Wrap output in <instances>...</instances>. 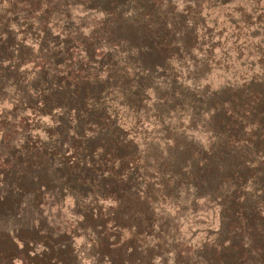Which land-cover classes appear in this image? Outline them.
<instances>
[{"label": "trees", "instance_id": "obj_1", "mask_svg": "<svg viewBox=\"0 0 264 264\" xmlns=\"http://www.w3.org/2000/svg\"><path fill=\"white\" fill-rule=\"evenodd\" d=\"M97 2L107 18H121L119 0ZM200 2L198 10L176 12L136 0L130 24L103 57L66 46L70 36L49 25L53 0H0V91L28 86L12 100L24 139L18 146L14 138L5 142L26 162L21 188L38 196L53 184V152H61L73 177L65 180L69 187L84 179L78 172L86 165L83 183L94 193L86 206L102 229L99 250L115 264H125L127 255L137 261L143 252L136 246L149 247L147 232L166 225L159 216L166 205L178 209L175 228L186 210L219 209L220 230L208 231L200 246L205 264H264V42L256 38L264 29V0ZM249 45L258 55L255 66L220 88L202 83L215 68L235 69ZM188 54L201 56L199 64L189 60L192 69L181 63ZM159 66L167 77L163 90L149 83ZM96 131L105 138L93 155L75 153L76 141ZM198 135L203 142L195 141ZM189 184L198 191L194 198ZM13 203L6 199L0 207ZM57 253L50 245L42 256L50 262Z\"/></svg>", "mask_w": 264, "mask_h": 264}, {"label": "rangeland", "instance_id": "obj_2", "mask_svg": "<svg viewBox=\"0 0 264 264\" xmlns=\"http://www.w3.org/2000/svg\"><path fill=\"white\" fill-rule=\"evenodd\" d=\"M97 1L53 0L52 4L55 7L52 9V22L49 25L53 26L56 34L62 32L63 36H70L71 39L66 41V46L69 49L73 48L76 53L91 50L97 55L107 57L110 49L114 47L112 44L115 38L121 30L125 29L124 27L128 22L130 24L131 20L129 21L128 15H132L136 0H119L120 12L118 14L121 18L119 16L118 18L114 16L107 18L104 9ZM149 1L162 10L176 12H181L185 8L198 10L201 4L200 0ZM251 8L248 3L247 10L250 11ZM252 11L253 9L251 13H253ZM216 16L217 13H211L209 18ZM222 20L223 16H219V21ZM121 23L122 25H119ZM112 30L113 34L110 33ZM256 38L264 42V29L259 31ZM252 42L251 44H253ZM141 51L144 53L146 50L143 48ZM195 55L188 54L181 63L186 68L192 69L194 62H189V60H198L199 64L201 59V56L195 58ZM257 57L256 50L252 48V45H249L245 50L244 61H238L235 69L225 71L215 68L205 80H202V83L206 86L209 85L211 89L227 85L237 80L243 71L255 66ZM158 68L159 70L152 74L149 83L154 88L163 90L167 77L161 72L162 68L160 66ZM189 84L191 87H195L190 80H188ZM204 88L201 87V89ZM15 90L26 94L28 86L26 83L15 84L13 87H7L0 91V130L6 118L8 119L7 123H9L8 127L2 131L4 142L0 143V202L6 199L14 202L11 208L0 207V264H115L108 255L101 254L98 236L102 233V229L92 221L96 216L90 214L94 212L86 206L90 200L88 199L89 194L93 193L90 191V185L87 183L84 186L83 183L90 176V170L87 169L86 165L78 172L83 173L84 179L77 184L71 183L69 187L65 180L73 182V177L70 176L71 174L60 159L61 152H53L54 163L49 168L51 169L50 175L56 177L53 184L42 187L38 196L33 192L25 193L22 190L18 176L24 171L26 162L18 159L16 153L9 151L7 144H5L6 141L10 139L12 141L14 138L15 146H18V140L24 139L21 125L16 124L15 115L12 111ZM190 90L192 91L191 88ZM195 90L197 91V88ZM8 115L11 118H8ZM197 124V126L202 127V122ZM96 134L95 138H88L85 135L77 140L74 152H78L80 155L88 149L87 154L92 156L93 149L105 138L104 132L96 131ZM201 136L195 137L197 143L200 142ZM54 170L55 173L53 174ZM38 176L37 172L32 175L35 179ZM75 180L78 181L79 179L75 178ZM188 187L190 198L196 197L198 191L195 185L189 184ZM76 190L81 191L82 194ZM201 205L203 204L199 203L198 208ZM177 212L178 209L171 205L164 206L159 212V216L166 225H162L161 228L154 226V229L146 234L150 237L149 247H154L149 248L143 243L137 245V251L143 253L139 254L136 262L131 261V263H129V259L132 260L133 256L127 255L125 264H205V256L202 254L200 246L206 242L208 231L220 230L219 209L215 207L198 213L186 210V218H182L178 228H175L172 224L174 222L173 217ZM166 219L171 221V225L166 222ZM132 229L135 230L134 227ZM222 233L226 232L222 231ZM25 234H28L26 238L29 239H23ZM50 245L59 252L57 256H54V260L50 261L51 263L42 256ZM128 249L131 250L129 253L134 252L133 243H130ZM145 249L150 250L144 251ZM181 253L184 256L182 258L179 257ZM254 264H259V262Z\"/></svg>", "mask_w": 264, "mask_h": 264}]
</instances>
